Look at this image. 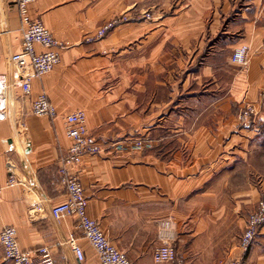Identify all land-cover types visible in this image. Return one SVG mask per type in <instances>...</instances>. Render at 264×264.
<instances>
[{
  "label": "crops",
  "instance_id": "obj_1",
  "mask_svg": "<svg viewBox=\"0 0 264 264\" xmlns=\"http://www.w3.org/2000/svg\"><path fill=\"white\" fill-rule=\"evenodd\" d=\"M136 4L31 3V18L71 46L24 97L11 63L22 50L21 18L14 1L0 0L7 87L0 100V233L14 227L23 251L47 247L54 264H100L76 219L51 215L66 199L59 171L71 147L65 118L82 110L102 153L72 171L89 216L131 264H157L153 252L164 245L183 264H264V228L249 252L239 246L249 213L264 199V170L253 185L247 169L252 148L264 147V124L238 117L245 105L256 113L263 107L264 0H191L180 15L126 22L96 43L85 41ZM242 45L251 49L245 67L231 62ZM43 93L55 119L32 114V100ZM138 140L146 148H135ZM11 173L14 186L7 185ZM72 235L83 262L68 243ZM0 264H11L2 246Z\"/></svg>",
  "mask_w": 264,
  "mask_h": 264
},
{
  "label": "built area",
  "instance_id": "obj_2",
  "mask_svg": "<svg viewBox=\"0 0 264 264\" xmlns=\"http://www.w3.org/2000/svg\"><path fill=\"white\" fill-rule=\"evenodd\" d=\"M14 1L21 18V29L23 31L22 50L13 54L11 63L14 73L17 75L15 84L20 87L24 97H29L32 93V80L42 78V76L52 72L61 62V51L69 49L70 44L59 41L53 36L51 31L44 26L41 21L31 18L28 7L38 0H12ZM130 19L126 16H115L112 20L103 24L98 30L85 38L88 43H96L104 39L114 29L126 24ZM38 46H43L45 51L39 53ZM251 49L248 45L235 48L231 62L245 67L248 65V58ZM7 91L6 82L0 78V100L4 98ZM5 106L0 101V106ZM252 111H254L252 109ZM253 113V112H252ZM32 114L39 117H58L56 109L49 100L46 93L40 94L32 100ZM248 116H242L245 118ZM67 128V138L71 142L67 155L60 165V183L66 190V199L61 204L52 208L51 215L56 221L65 217L76 219L77 228L82 237L90 243L91 247L99 256L100 264H131L128 256L120 251L104 235L96 220L89 216L87 212L88 201L85 198L84 186L79 180L76 172L72 170L79 167L85 156H96L102 153L100 141L91 134L87 127V114L82 110H77L65 118ZM147 142L138 140L134 147L137 149L146 148ZM16 177L10 174L7 185L14 186ZM1 193V190H0ZM247 225L240 238V249L245 253L255 244L258 233L264 228V199L259 201L256 208L249 213ZM18 231L14 227H6L0 233V246L3 248L4 259L11 264H54L50 249L42 247L32 252L21 249L17 242ZM77 238L72 235L68 239L72 252L77 261L85 260L83 248L77 242ZM153 258L157 264H183L178 253L172 246H161L154 250Z\"/></svg>",
  "mask_w": 264,
  "mask_h": 264
},
{
  "label": "rangeland",
  "instance_id": "obj_3",
  "mask_svg": "<svg viewBox=\"0 0 264 264\" xmlns=\"http://www.w3.org/2000/svg\"><path fill=\"white\" fill-rule=\"evenodd\" d=\"M131 0H128L130 2ZM191 0H133V2L137 3V6H133V10L131 11L130 9L126 10V12L123 15H118V16H123V17H128L130 19V22H152L154 18L161 19L164 17H169V16H176L180 15L183 10H186L189 7V2ZM191 4V3H190ZM147 31V29H146ZM191 44H193L191 42ZM175 56L178 57L180 56L183 52H181L180 49L175 48ZM181 57V56H180ZM134 76V75H133ZM149 75H146L145 71V77H148ZM150 79V77H149ZM135 81V78L132 79ZM245 109L243 110L242 114L239 115L238 117L241 119L242 116L243 119L242 121H249L251 123L257 124L259 126L260 124H264V100L262 102V108L259 113H256V107L252 104L245 105ZM252 109L254 111H252ZM253 112V113H252ZM264 126V125H263ZM250 147V146H249ZM252 154H250V158L248 161V178H249V184H257L259 183V178H257L258 173H260L262 170H264V147L260 148H252ZM259 171V172H258ZM251 207V206H250ZM256 207V206H255ZM253 206L251 207V209ZM254 210V209H253Z\"/></svg>",
  "mask_w": 264,
  "mask_h": 264
}]
</instances>
